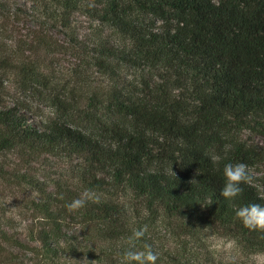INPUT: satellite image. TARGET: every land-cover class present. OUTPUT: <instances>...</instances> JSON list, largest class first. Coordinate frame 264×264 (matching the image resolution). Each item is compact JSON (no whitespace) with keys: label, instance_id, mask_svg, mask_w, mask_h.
Returning a JSON list of instances; mask_svg holds the SVG:
<instances>
[{"label":"trees","instance_id":"16d2710c","mask_svg":"<svg viewBox=\"0 0 264 264\" xmlns=\"http://www.w3.org/2000/svg\"><path fill=\"white\" fill-rule=\"evenodd\" d=\"M76 13L96 23L78 44L84 67L105 79H82L90 87L82 101L50 94L65 111L35 121L31 106L7 102L0 79V158L21 152L29 164L42 156L70 164L65 179L45 187L23 174L45 195L36 204L45 219L26 238L3 213L0 264H119L127 237L144 226L136 247L159 252L156 264H224L212 253L199 257L209 230L249 253L264 251V231L235 215L241 206L264 205V169L234 200L220 194L225 164L264 165V147L241 136L264 138V0H0V19L49 30L73 29ZM24 42L55 46L46 31ZM14 51L0 43V68L21 70L25 91L46 85ZM13 173L0 162V176ZM85 191L93 199L69 210Z\"/></svg>","mask_w":264,"mask_h":264},{"label":"rangeland","instance_id":"374dc122","mask_svg":"<svg viewBox=\"0 0 264 264\" xmlns=\"http://www.w3.org/2000/svg\"><path fill=\"white\" fill-rule=\"evenodd\" d=\"M5 20L0 19V43L11 53L15 50L12 58L19 62H27V66L32 69L34 76L42 74L47 77L48 82H46V85L34 83L31 91H25L22 89L18 77L22 76L21 70H17L14 73L11 70L0 68V79L4 77V84L1 87L7 102L12 103L17 100L20 103L31 106L32 117L35 121L50 119L65 111L62 106L55 105L50 101V94L61 95L66 99L79 96L82 101L83 96L90 91L89 85L82 82V79L88 78L94 84H100L105 81L102 76L94 72L93 68L88 70L84 67L86 62H84L83 58L87 55L81 51L78 44L83 42L85 38L92 37L95 33L96 24L91 22L86 14L76 13L74 15L73 29L59 31L40 28L37 23L30 20L24 24L20 23V19L11 20L9 21L10 23ZM41 31H46L47 38L55 46H49L46 42V46L35 44L29 47L24 42L25 40H30L31 37L36 40L38 35H41ZM33 32H36L37 35H32ZM241 136L264 147V138L259 135L244 131ZM29 160L27 155L21 152H8L0 158V162L4 163L7 169L14 171L10 176H0V216L5 213V217L8 220H12L13 224L22 231L23 237L26 238H29V229L38 227L41 220L45 219L44 213L36 205L41 204L40 202L45 199V195L37 188L29 185L28 179L44 186L50 181V178L59 176L65 179V170L70 165L68 160L57 156H42L31 164H29ZM260 169H264V165L251 169V172L256 177L261 176ZM23 174L28 178H25L27 181L23 180ZM49 189L51 190L52 187L47 188V190ZM80 224L76 227L78 233L83 231V227ZM156 229L162 230L161 234L165 232L164 227L161 229V226H159ZM166 234L164 239H167L169 246H172V240L175 239L171 234ZM203 237L205 239V247L203 246L200 251V259L204 260L205 254L211 256L212 253L217 261L224 263V254L212 251V246L214 243L226 242L232 240V238L218 230L205 231ZM30 241L29 244L34 247V250H37L35 247H39L40 244L36 241ZM238 245V262L247 264V257L250 253L243 246ZM14 252L17 253L18 251L15 250ZM17 254L20 255L19 252ZM39 254L33 253L32 256L40 258ZM29 255H31L30 251L27 252L26 256ZM63 263L69 264V261H63Z\"/></svg>","mask_w":264,"mask_h":264},{"label":"clouds","instance_id":"9594fccd","mask_svg":"<svg viewBox=\"0 0 264 264\" xmlns=\"http://www.w3.org/2000/svg\"><path fill=\"white\" fill-rule=\"evenodd\" d=\"M211 159L214 163L219 161V157L215 155ZM223 174L225 184L220 194L227 200H234L242 194V184H253L254 177L246 163H227L224 165ZM93 196L94 194L91 192L85 191L80 197L68 204L69 210L76 211L85 207L88 200L93 199ZM260 198L264 199V196ZM94 202H99L98 196L94 198ZM211 203L210 201L209 204ZM235 215L249 230L264 231V205L250 203L241 206L235 210ZM146 231L147 226L133 229L132 234L126 239L127 247L123 248L119 254V264H156L160 256L159 252L153 250L147 244L144 245L143 250H138L136 247L137 242L144 236ZM212 251L224 254V264H238L239 245L234 239L214 243ZM247 264H264V251L250 253L247 257Z\"/></svg>","mask_w":264,"mask_h":264}]
</instances>
